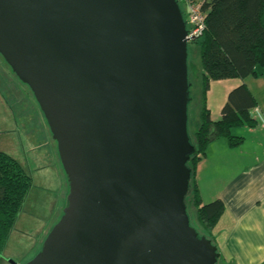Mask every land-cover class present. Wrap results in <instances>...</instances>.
Returning a JSON list of instances; mask_svg holds the SVG:
<instances>
[{
	"label": "water",
	"instance_id": "water-1",
	"mask_svg": "<svg viewBox=\"0 0 264 264\" xmlns=\"http://www.w3.org/2000/svg\"><path fill=\"white\" fill-rule=\"evenodd\" d=\"M187 32L176 0H0V56L68 185L25 264H217L184 204Z\"/></svg>",
	"mask_w": 264,
	"mask_h": 264
},
{
	"label": "crops",
	"instance_id": "crops-1",
	"mask_svg": "<svg viewBox=\"0 0 264 264\" xmlns=\"http://www.w3.org/2000/svg\"><path fill=\"white\" fill-rule=\"evenodd\" d=\"M255 71L257 77L221 80L225 83L223 95L213 110L207 108L212 121L221 119L220 111L228 93L240 85L248 89L256 102V107L248 112L250 119L253 120L255 110L264 118V68H257ZM212 83L214 82L210 81L209 86ZM255 122L256 125L252 128L243 126L231 130L233 136L242 138L238 147H228L225 139H216L210 143L205 156L196 165L195 184L202 204L219 200L224 206V212L211 234L221 264L264 263V124L258 120ZM9 156L30 176L28 194L34 186L33 174L41 172V179L38 178L35 184L40 196L36 195L38 200L34 207L23 213L26 196L3 249H7V244L14 236L15 246L25 245L22 254L15 255L20 258L19 262H23L39 248L54 224V214L65 203L61 202V186L56 193L54 205L45 200L52 191L51 178L44 171H56L53 161L50 164L35 165L25 159L28 165L24 166L16 155ZM62 196L65 198V195Z\"/></svg>",
	"mask_w": 264,
	"mask_h": 264
},
{
	"label": "trees",
	"instance_id": "trees-1",
	"mask_svg": "<svg viewBox=\"0 0 264 264\" xmlns=\"http://www.w3.org/2000/svg\"><path fill=\"white\" fill-rule=\"evenodd\" d=\"M176 2L180 8V1ZM180 11L185 19L181 8ZM202 11L205 13V28L202 36L193 41L198 43L201 71L199 123L191 136L188 132L196 154L186 164L190 177L184 204L188 200L194 209L195 220L201 230V234H197L215 245L211 234L224 212V206L219 200L202 204L195 184L196 165L205 156L210 143L216 139H225L231 148L242 143V138L233 136L231 130L256 125L248 114L256 107V102L248 89L240 85L228 93L220 111L221 119L212 121L205 105V92L210 81L257 77L255 69L264 68V0H202ZM187 77L190 85L188 115L189 105L194 101L190 96L192 84L189 80L188 60ZM30 186V176L18 162L0 152V258ZM217 264H221L220 258Z\"/></svg>",
	"mask_w": 264,
	"mask_h": 264
},
{
	"label": "rangeland",
	"instance_id": "rangeland-1",
	"mask_svg": "<svg viewBox=\"0 0 264 264\" xmlns=\"http://www.w3.org/2000/svg\"><path fill=\"white\" fill-rule=\"evenodd\" d=\"M180 8L184 13L185 10L182 3L180 4ZM187 50L189 80L192 84L190 96L194 99V101L190 103L188 110V132L191 136L197 129L199 123L198 102L201 89V71L199 66L198 43H188ZM213 82L214 83H212L210 86L208 85V88L205 92L206 108L212 110L216 106V104L219 103L220 97H222L223 95L222 92L225 86V83H222V81ZM0 152L7 153L11 156L16 155V157H19L18 159H21V161H23L24 166L28 165L26 164L25 159H28V161L35 165L37 163L50 164L53 161V163H55L56 171H54V169H47L46 171H44L49 173L48 177L51 178L50 188L52 191V193H50L45 200H48L51 205H54L56 200V193L58 192L59 186H61V202L65 203L64 201L68 192V185L58 158L56 143L54 140H52L46 121L42 113L40 112L39 107L35 102L30 90L26 85L22 84L15 77V75L11 72L10 68L4 62L1 56ZM39 174H41V172L34 173V176H32L34 186L32 191L27 195V200H24L25 204L23 210L25 212L23 213H27L28 211H30V208H33L34 203L36 204L38 200L36 198V195H39V193L36 192L35 184L37 183L38 178L41 179ZM62 195H65V198ZM186 201L187 203L185 204V206L187 209L190 226L196 231V233L201 234V230L195 220L194 209L192 208V206H190L188 200ZM62 209L60 210V208H58V211L56 210L57 213L54 214L52 218L54 219L52 220L54 222L52 223L55 224L59 220L61 216L60 211H62ZM53 225L51 226V228L53 227ZM20 239L25 240L23 238ZM15 241L13 236V239L7 244V249L2 250L1 257L3 258L0 261V264H25L35 256L42 244H40L36 252H33L29 255L27 260L19 262L20 258L15 257V255H21L24 251L25 245L23 244L21 246H15ZM13 250L15 252H13Z\"/></svg>",
	"mask_w": 264,
	"mask_h": 264
},
{
	"label": "built area",
	"instance_id": "built-area-1",
	"mask_svg": "<svg viewBox=\"0 0 264 264\" xmlns=\"http://www.w3.org/2000/svg\"><path fill=\"white\" fill-rule=\"evenodd\" d=\"M184 6L185 14V28L188 31L186 34V39L188 43H191L199 39L204 31V19L205 13L202 11V0H179ZM253 120H258L264 124V118L255 110L253 114Z\"/></svg>",
	"mask_w": 264,
	"mask_h": 264
}]
</instances>
